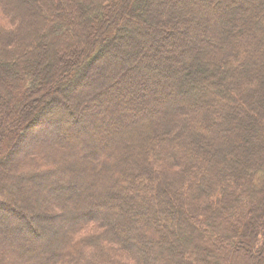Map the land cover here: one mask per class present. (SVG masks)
I'll use <instances>...</instances> for the list:
<instances>
[{"label":"trees","instance_id":"16d2710c","mask_svg":"<svg viewBox=\"0 0 264 264\" xmlns=\"http://www.w3.org/2000/svg\"><path fill=\"white\" fill-rule=\"evenodd\" d=\"M0 264H264V0H0Z\"/></svg>","mask_w":264,"mask_h":264},{"label":"rangeland","instance_id":"374dc122","mask_svg":"<svg viewBox=\"0 0 264 264\" xmlns=\"http://www.w3.org/2000/svg\"><path fill=\"white\" fill-rule=\"evenodd\" d=\"M148 64H151L150 62H148Z\"/></svg>","mask_w":264,"mask_h":264}]
</instances>
